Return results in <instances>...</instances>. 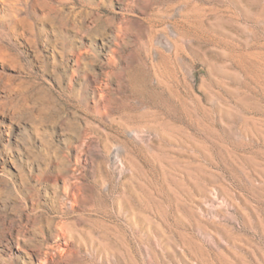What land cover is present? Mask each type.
<instances>
[{"label": "rangeland", "instance_id": "rangeland-1", "mask_svg": "<svg viewBox=\"0 0 264 264\" xmlns=\"http://www.w3.org/2000/svg\"><path fill=\"white\" fill-rule=\"evenodd\" d=\"M0 264H264V0H0Z\"/></svg>", "mask_w": 264, "mask_h": 264}]
</instances>
